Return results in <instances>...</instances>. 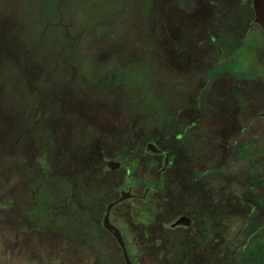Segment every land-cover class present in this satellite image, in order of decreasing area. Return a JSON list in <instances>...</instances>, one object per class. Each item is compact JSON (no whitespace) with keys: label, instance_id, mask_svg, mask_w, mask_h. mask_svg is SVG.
Returning <instances> with one entry per match:
<instances>
[{"label":"rangeland","instance_id":"374dc122","mask_svg":"<svg viewBox=\"0 0 264 264\" xmlns=\"http://www.w3.org/2000/svg\"><path fill=\"white\" fill-rule=\"evenodd\" d=\"M155 1V15L144 16L142 0H0V264H85L86 258L95 264H123L112 238L95 226L99 204L93 191L75 192L66 210L57 202L54 208L39 203L34 210H23L27 182L39 171L69 175L83 169L84 177L99 172L96 178L111 179L99 168L89 170L115 157L118 135L132 125L134 111L167 120L182 101L179 118L199 123L201 138L190 145L195 127L189 125L183 140L168 142L176 152L169 170L178 179L177 192L169 185L171 197L178 201L176 210L194 205L209 212L212 233L208 230L202 238L198 232L194 240L206 246L193 244L189 252L176 248L166 254V247L157 264H238L233 247L247 244L248 231L264 235V138L259 137L264 135V39L257 23L246 24L252 17L251 0ZM60 18L71 25L70 33L86 31L72 42L67 63L62 58L68 52L62 48L69 42L63 31L53 29L60 34L56 47L45 42ZM43 25L49 26L45 39L39 32ZM56 48L61 51L52 50ZM32 57L33 64L28 61ZM33 84H40L43 103H53L65 115L51 111L34 130L15 139L11 131L18 128L14 122L27 108ZM109 85L120 91L107 90ZM194 95L205 106L193 105ZM79 117L92 125L84 141L65 133L71 119ZM48 123L53 142L36 148ZM248 139L250 144L238 150ZM137 154L135 173L144 169L148 180L155 178V167L140 168L145 157ZM142 188L130 189L131 195L109 212L127 231L132 264H141L131 255L136 254L131 235L141 229L128 218L131 201L151 202L158 213L173 206L164 188L149 189L142 198L133 194ZM49 196L43 195L44 202ZM253 197L262 203L247 221ZM185 233L183 239L190 236ZM154 242L160 246L159 240ZM154 249L148 248L146 255Z\"/></svg>","mask_w":264,"mask_h":264},{"label":"trees","instance_id":"16d2710c","mask_svg":"<svg viewBox=\"0 0 264 264\" xmlns=\"http://www.w3.org/2000/svg\"><path fill=\"white\" fill-rule=\"evenodd\" d=\"M155 3H156L155 0H142V6L144 7L143 8L144 16L148 15L149 13H151V15H155V11L154 13L151 12V9L153 10V8H155ZM250 20L251 19H249L248 23L246 24H249ZM251 22L253 21L251 20ZM48 27L49 26L47 25H43L39 28L40 36L42 39L43 38L45 39L44 34L48 33L47 32L49 30ZM51 27H52V31H51L52 37L47 38L45 42L56 47L57 41L59 40L58 37L60 34H58L57 31L54 32L53 29L59 28L61 31H63L64 32L63 35L68 39V42H69V44L66 45L68 49L62 48V50H66L68 52L67 56L62 58L64 63H67L72 58L70 54L73 52L72 42H74L79 36H83V34H85L86 31L85 29H81V32L79 31L76 33H70L69 29L71 25L62 18L58 19L57 23ZM40 44L44 45L43 43H40ZM149 45L151 46V43ZM40 50L42 52L44 49H40ZM52 50L61 51L58 48L52 49ZM28 61L29 63H32V64L35 63L34 62L35 60L33 57L29 58ZM27 81L29 82V79H27ZM33 85H31L28 89V93L30 92L31 93L29 95L30 100L27 103L28 104L27 108L21 111V114L23 117L19 115V118H20L19 121L14 122V124L18 125V128L15 131H11L13 132V135H15V139H18L20 136H23L24 133L27 134V129L34 130V127L37 125V122L40 121L39 119H41V121L44 120L50 114L51 111L52 112L55 111L56 113L59 114V116L65 115V114L63 115V112L61 113V111L57 109V107H54L53 103H50V102L43 103L41 101V92L38 90V85L40 84H37V85L33 84ZM106 87H107L106 88L107 90L108 89L110 91L113 90V92L115 93L116 91H118V89L120 91V88L117 86L109 85ZM80 89L83 92V89L82 88ZM235 94H238V92H235ZM194 96L196 100L193 105L198 106V107L205 106V102L200 101V96L199 97L197 95H194ZM199 101H200V104L197 103ZM237 101L239 102V100ZM183 104H184L183 101L177 104L176 105L177 110L174 112H170L169 118L167 120L155 119L152 116V114H147L146 116H142L138 113H135L136 111H134L133 107H131L130 105L129 107L133 109L134 111V114L131 115L133 117V123L131 126L127 127L125 131L120 132V134L118 135L119 142H120L119 144L120 149L116 150L113 154L115 155V157L119 158L121 162L119 161V165H117V167L115 168H109L108 166L106 165L104 166L102 163H99L98 167L96 168L93 167V168H90L91 170H89V172H91L93 171V169L99 168L106 175H110L111 179L109 177H106L105 180L102 181V179H100L99 176L98 178H96L95 175H99L100 174L99 172L93 174L91 179L89 177H84L82 171L85 172V169H83L81 172L77 174L72 173L69 175L56 174V173L52 175H46L45 172L42 173L41 171H39V173L37 172L34 176L30 175L31 180H28L27 182V186H28L27 187V194H28L27 203L24 204L23 210L27 207H31V210H34L35 208L39 207V203L42 205L46 204V206L47 204H49L51 208H54V205L56 202L62 209L66 210L67 208L70 207L71 204H73V195L75 192L82 191L84 194L88 195L87 190L89 189L90 191H93L94 194L96 195L95 197L96 199L94 200V203L96 204V202H98L99 204V208H98L99 215L97 216L95 220L96 221L95 226L99 227L100 226V223H99L100 215L103 212L106 201L112 198L110 197L111 192L112 193L118 192L120 189L125 190L126 188H129L133 191L136 185L141 184L143 185V188H142L143 190L141 191V193L132 192L137 197L139 196V198H142L143 195L149 189L161 191L160 189L164 188V197L168 196V199H169L170 193L172 192V190H175V189L174 187L172 188V190H170L169 188V185H172L173 182H171V180L168 178L169 169H168L167 164H165V168L159 174H155V178L149 179V180L145 177L146 172L143 171L144 169H142L141 174L135 173L134 169H135V165L137 164L136 161L140 159L137 153L142 154L144 150H148V151H145V153L141 155L142 157H145V158L143 160L142 167L140 168H146L147 166H151V167H155V172H156V168H157L155 166L156 159L150 155V151L151 150L155 151V148L157 149L160 148V150L161 148H164L163 149L164 152L168 153L167 151L170 148H172L170 143L168 145V142L170 140L178 139V138L183 140V135L186 134V130L188 128L187 126L189 125H191V127L193 128L195 127L194 128L195 130L192 131V137H194V141L193 143H190V145L194 146L198 144V141L201 138V135L199 132V126H200L199 123H194V122L186 123L181 118H179L178 112L183 107ZM171 111H173V108ZM50 127H51V123H48L47 127L45 128V131H44L45 133H44L43 138L41 139L39 137L38 142L35 141V143L37 144L36 148H48L52 144L53 140L51 136L49 135L52 130V128ZM15 128L16 127L14 125V129ZM91 131H92V125L84 121V119L79 117V118L71 119L70 124L66 126L65 133L71 134V135L75 134L77 141H84L85 138L91 134ZM51 135H52V132H51ZM259 137L264 138V135L259 136ZM164 140H166L167 143L166 145L163 146L162 142ZM250 141L251 140L248 139L247 141L242 142V144L237 146V149L242 150L243 148H245L246 145L250 144ZM148 143L153 144L152 148L147 147ZM130 148H137V150L135 151ZM256 148H259V146H257ZM262 148H264V145H262ZM199 152L200 150H198V153ZM41 157H42V154H41ZM104 157L105 155L102 156V158ZM166 157L169 160L168 155ZM114 185L117 186V188L115 187L116 189L113 192L111 190L113 189L112 187ZM55 190L59 191L60 197L59 195L55 197V193H56ZM44 194L50 195L47 198L46 202H44L45 201L43 197ZM130 195H131V192H130ZM252 200H253L252 202L253 204L250 205L249 210L247 211V214L245 216L247 221H249V219L252 217V215L256 212V210L260 207L262 203L258 198H255V197H253ZM122 201L123 200L116 202L114 206L121 203ZM131 202L133 204L130 205L127 210V215H128V218L130 219V222L131 223H133L134 221L135 223L139 222L140 229H142L143 227L144 229H148L149 226L152 224V218L156 215L155 210L157 209V206L153 205L151 202H148V203L146 202L144 204H138L134 200H132ZM51 203L53 204L51 205ZM112 208L113 206L111 207V210ZM91 209H94V204ZM23 215H26V214H23ZM165 215H168V212H166ZM140 217L142 218L141 220H139ZM115 219H118V218L115 217ZM210 219L211 217H208V220H209L208 224L211 223ZM127 225L129 226V224ZM208 226H210V224ZM248 233L249 234H246L247 240L249 239L247 244L246 242H244L240 246L235 245L233 247L234 256H238V264H264V235L255 236V235H252V231L250 232L248 231ZM165 234L168 235L170 238H171V235H173L170 228L166 229ZM252 237L254 238V240L250 239ZM131 239L136 244V247H135L136 254L131 253L134 262H140L141 264H155V262H153L154 259L152 260H149V259L153 257L154 253H155V256L160 257L161 252L164 249L166 250V247L151 250L149 255L147 256L145 251L148 248L140 247V245L138 244L139 241H141L139 233H137L136 236L132 234ZM244 245L245 247L243 248ZM127 246H128V242H127ZM170 250L171 249L169 248L168 252L166 253L165 251L164 254L165 253L169 254ZM126 251L130 258V255L127 249ZM130 260L132 262L131 258ZM147 261H150V262H147Z\"/></svg>","mask_w":264,"mask_h":264},{"label":"flooded vegetation","instance_id":"af4514ba","mask_svg":"<svg viewBox=\"0 0 264 264\" xmlns=\"http://www.w3.org/2000/svg\"><path fill=\"white\" fill-rule=\"evenodd\" d=\"M250 6H251V4H250ZM251 11H252V7H251ZM252 17H253V12H252ZM252 17H251V20H252ZM213 39L211 38L210 40L212 42H214ZM219 40L220 39L215 38V41H217L220 44ZM220 51H221V45H220L219 51L215 55V58L220 53ZM167 152L168 153H165L164 150H162V152H160V148H158V149L155 148V151L154 150L150 151L151 156H153L156 159V165H155L157 167L156 168V174H159L165 168V164L168 165V169H169L170 165L175 163L174 161L176 159V152L172 148H170ZM167 155H168L169 160L166 157ZM169 178H170L171 182H173L172 186L175 189L173 191L177 192L178 188H177L176 182L178 179H176L175 177H172L170 170H169ZM171 195H172V192L169 195L168 201L173 205L172 206L173 208L171 207L170 210L167 211L168 215H165V213L163 211L158 213V208H157L155 210L156 215L152 218V224L149 226V228L144 229V227H143L141 229V231L138 232L139 236H140V240H141L138 243L140 245V247H143V248H153L154 247L156 249L163 248V247H170V249H173V250L176 248H178V249L183 248V250L186 249L187 252H189V250L192 248L193 244L195 246H199V245L206 246L203 244L202 241L194 240V239H195V236L198 232L201 233V235L200 234L199 235L202 238H205L206 232L208 230L211 231L210 226H208L210 224V223L208 224V222H209L208 217H211L210 213L205 211V210H202V209H197L196 206H194V205H190V208H188L187 210H184L181 208H178V210H176L177 207H174V205H176L175 202H177V204H178V201L176 199H174L175 201H172L173 195H172V197H171ZM114 198L115 197H112L110 200H112ZM114 204L112 206H114ZM180 205H179V207H181ZM111 207L109 209V212L111 210ZM103 211H104V209H103ZM109 212H108L109 221L118 228L120 235L124 241L125 248H126V243L128 242L127 231L125 230V228L118 226L116 223H114L112 221V219L110 218ZM102 215H103V212L99 218V223H100L99 227L104 229V231L112 238L113 242L117 245V247L119 248V251H120V246L116 242V240L113 237V235L111 234V232L102 226V224H101ZM157 215H160V216L157 217ZM179 215L186 216L189 219L188 223L187 224L177 223V224L170 225L169 223L172 222ZM211 220H213V219L211 218L210 221ZM205 221H207V222H205ZM167 228H170L172 231H177V232H172L173 235H171V238H170L168 235L165 234V231ZM157 230H159L158 234L156 233ZM149 232H153L152 236H148V238L143 236L144 234L147 235V233H149ZM183 232L184 233L186 232L185 234L189 233L190 236L185 237V234H184V237L186 239H183V236H181ZM211 233H212V231H211ZM148 240H150L152 243H150V242L148 243L147 242ZM155 240H159L160 246L154 245ZM166 242L168 243V245L166 244ZM151 246H153V247H151ZM184 247H186V248H184ZM205 248H207V247H205ZM120 256H121V252H120ZM121 258H122V256H121ZM152 259H154L153 262H155V263L162 261L161 258L157 257V256L152 257L149 260H152ZM90 260L86 258V261H84L85 264H95L94 260H92V259H90ZM121 261H123V258ZM123 264H124V261H123Z\"/></svg>","mask_w":264,"mask_h":264},{"label":"water","instance_id":"95a60500","mask_svg":"<svg viewBox=\"0 0 264 264\" xmlns=\"http://www.w3.org/2000/svg\"><path fill=\"white\" fill-rule=\"evenodd\" d=\"M251 7H252V12H253L252 21L257 23L260 26V29L262 31L263 38H264V0H251ZM152 146H153L152 143L147 144L148 148H152ZM118 164H119V161L115 157H109L105 160V165L108 166L109 168H113L117 166ZM129 195H130L129 188H126L125 190L120 189L118 191V195L114 199L109 200L105 203L103 215L101 218L102 226L111 232L116 242L120 246V252H121V256L123 258L124 264H132V262L127 254L124 241L120 235L118 228L109 221L108 212H109L110 207L114 203L128 197ZM188 221L189 219L186 216L179 215L169 224L170 225L177 224V223L187 224Z\"/></svg>","mask_w":264,"mask_h":264}]
</instances>
